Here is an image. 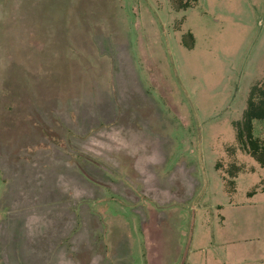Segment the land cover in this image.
Wrapping results in <instances>:
<instances>
[{
	"label": "rangeland",
	"instance_id": "374dc122",
	"mask_svg": "<svg viewBox=\"0 0 264 264\" xmlns=\"http://www.w3.org/2000/svg\"><path fill=\"white\" fill-rule=\"evenodd\" d=\"M262 76L264 0H0V264H258Z\"/></svg>",
	"mask_w": 264,
	"mask_h": 264
},
{
	"label": "trees",
	"instance_id": "16d2710c",
	"mask_svg": "<svg viewBox=\"0 0 264 264\" xmlns=\"http://www.w3.org/2000/svg\"><path fill=\"white\" fill-rule=\"evenodd\" d=\"M173 9L187 10L198 0H169ZM187 47L193 46V36ZM264 119V82L254 84L249 92L247 107L242 118L234 123L236 139L240 148L248 152L264 168V138L256 136L254 133V121ZM258 187V186H257ZM264 190V182L259 185ZM253 190L252 192H255Z\"/></svg>",
	"mask_w": 264,
	"mask_h": 264
},
{
	"label": "crops",
	"instance_id": "0c3cea01",
	"mask_svg": "<svg viewBox=\"0 0 264 264\" xmlns=\"http://www.w3.org/2000/svg\"><path fill=\"white\" fill-rule=\"evenodd\" d=\"M264 78V76H262V77H260L259 79H263ZM263 137H264V135H262ZM258 185H260L261 183H257ZM257 184L255 185V186H257ZM255 195H258V197H259V199L261 200V204H259V205H257V209H259V208H261L262 206H264V190L263 189H261L260 187H258L257 189H256V192H255ZM244 201V200H243ZM263 202V203H262ZM230 204H231V202H230ZM234 204V205H233ZM233 204H231L233 207H234V209H232L231 211L229 210L228 211V214H223L222 215V220H223V224H222V232H221V234L223 235H227V233H226V231H229V230H232L233 228H236V226H232L231 225V220H235V219H237L236 217H238L239 215H241L242 214V210H245L244 208L243 209H238V206H242L244 203L242 202V200L241 201H238V202H235V203H233ZM235 204H237V205H235ZM231 205H229V207H231ZM262 205V206H261ZM223 207V210H224V207L225 206H222ZM237 207V208H236ZM256 209V210H257ZM257 212V211H256ZM252 214V213H251ZM251 217H253L252 215H250ZM259 216H257V218H256V223H258L259 222ZM225 223H226V226H225ZM258 230H259V227L258 228H255V232H258ZM264 245H262V246H259V250H260V254L259 255H261V258L260 259H258V264H264ZM228 255H229V253H228ZM217 263H219V264H222V261L221 262H217Z\"/></svg>",
	"mask_w": 264,
	"mask_h": 264
}]
</instances>
